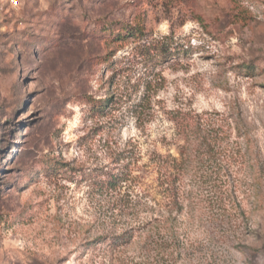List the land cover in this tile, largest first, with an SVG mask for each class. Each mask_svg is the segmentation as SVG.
<instances>
[{
    "label": "rangeland",
    "instance_id": "1",
    "mask_svg": "<svg viewBox=\"0 0 264 264\" xmlns=\"http://www.w3.org/2000/svg\"><path fill=\"white\" fill-rule=\"evenodd\" d=\"M15 1L0 264H264V0Z\"/></svg>",
    "mask_w": 264,
    "mask_h": 264
},
{
    "label": "trees",
    "instance_id": "2",
    "mask_svg": "<svg viewBox=\"0 0 264 264\" xmlns=\"http://www.w3.org/2000/svg\"><path fill=\"white\" fill-rule=\"evenodd\" d=\"M184 117L185 116H183L181 118L182 119V123L180 124V127L183 128V129H187L190 125H189L188 122L185 121L186 119H184ZM169 175H168L166 170L162 172V177H164V181H163L164 183H169L170 182L169 181V177H170Z\"/></svg>",
    "mask_w": 264,
    "mask_h": 264
},
{
    "label": "built area",
    "instance_id": "3",
    "mask_svg": "<svg viewBox=\"0 0 264 264\" xmlns=\"http://www.w3.org/2000/svg\"><path fill=\"white\" fill-rule=\"evenodd\" d=\"M14 5L16 4V1L15 0H10Z\"/></svg>",
    "mask_w": 264,
    "mask_h": 264
}]
</instances>
